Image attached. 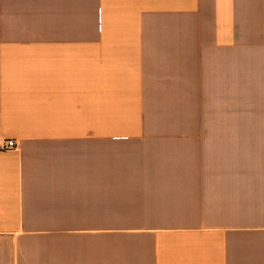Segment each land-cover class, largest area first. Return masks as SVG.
I'll use <instances>...</instances> for the list:
<instances>
[{
    "label": "crops",
    "instance_id": "1",
    "mask_svg": "<svg viewBox=\"0 0 264 264\" xmlns=\"http://www.w3.org/2000/svg\"><path fill=\"white\" fill-rule=\"evenodd\" d=\"M3 140L0 264H264V0H0Z\"/></svg>",
    "mask_w": 264,
    "mask_h": 264
},
{
    "label": "rangeland",
    "instance_id": "2",
    "mask_svg": "<svg viewBox=\"0 0 264 264\" xmlns=\"http://www.w3.org/2000/svg\"><path fill=\"white\" fill-rule=\"evenodd\" d=\"M169 92L172 95L151 98L152 106L147 119L177 122L180 128L167 129L166 135L190 137L197 133H205L206 129L201 128L208 119L205 70L200 69L198 90H191L188 81L184 83L182 90Z\"/></svg>",
    "mask_w": 264,
    "mask_h": 264
},
{
    "label": "built area",
    "instance_id": "3",
    "mask_svg": "<svg viewBox=\"0 0 264 264\" xmlns=\"http://www.w3.org/2000/svg\"><path fill=\"white\" fill-rule=\"evenodd\" d=\"M17 148H18V145L13 140H3L0 143V150L2 151L16 150Z\"/></svg>",
    "mask_w": 264,
    "mask_h": 264
}]
</instances>
